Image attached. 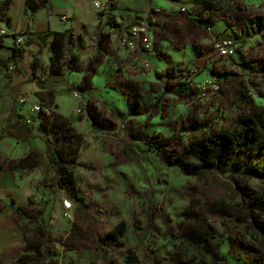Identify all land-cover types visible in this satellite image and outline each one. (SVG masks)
Wrapping results in <instances>:
<instances>
[{
    "label": "rangeland",
    "instance_id": "1",
    "mask_svg": "<svg viewBox=\"0 0 264 264\" xmlns=\"http://www.w3.org/2000/svg\"><path fill=\"white\" fill-rule=\"evenodd\" d=\"M168 1L178 3L173 8L159 6L160 12H152L143 22L153 28L154 59L141 55V46L134 55L121 54L120 59L116 48L107 44L106 53L99 55L96 32L88 36L79 56L99 59L94 90L86 97L80 95L84 113H78L77 75L68 82H53L60 90L57 109H51L48 102L53 98L45 93L37 102L47 114L61 112L82 134L81 160L96 170L75 172L99 216L55 187V172L45 155L41 167L31 172H2L0 264H15L27 242L40 237L42 230L48 233L54 264L122 262V255L109 249L101 236L104 226L121 222L127 224V244L138 250L144 264H264V235L237 214L242 200L231 170L188 176L167 161L190 142L232 127L251 101L264 110V31L254 27L249 36L243 34L253 16L264 14V0H198L201 27L178 11L180 5L194 8L196 2ZM207 23L216 34L236 41L235 56L218 58L216 35L203 28ZM28 60L23 61L26 73ZM211 79L218 81L219 91L210 88ZM2 105L0 112L12 111V103ZM17 106L16 101L13 121L0 120L3 166L15 163L34 146L46 150L39 124L35 119L26 123ZM29 139L37 140L26 144ZM252 185L255 192L264 193L263 181L253 180ZM186 211L209 224L214 248H196L185 239L195 231L193 221L184 216Z\"/></svg>",
    "mask_w": 264,
    "mask_h": 264
},
{
    "label": "trees",
    "instance_id": "2",
    "mask_svg": "<svg viewBox=\"0 0 264 264\" xmlns=\"http://www.w3.org/2000/svg\"><path fill=\"white\" fill-rule=\"evenodd\" d=\"M10 2L11 0H6L1 3L0 10L7 8ZM195 2V12L188 10L187 13L180 11L179 13L188 14L189 23L201 27L199 24L201 19H198L196 15L202 13V10L198 7L200 2L198 0ZM153 12H157V10H153ZM200 16L204 15L200 14ZM8 24L11 25L10 19H8ZM112 25L122 32L117 23H112ZM208 25L213 26L207 23L203 28L206 29ZM254 27L264 31V14L253 16L243 34L249 36ZM237 37L240 38L238 34ZM49 38H52L50 66L47 70L48 76L43 82L37 83V86L42 90L38 94L43 96L45 93L52 99L53 93L45 92V84L49 78L82 73L84 74L82 82L75 86L77 91L83 95L93 90V79L97 73L95 65L99 57L96 56L87 66L84 65L78 53L79 49L83 47V36L72 31H64L53 32ZM109 40V34L101 33L99 35L97 39L99 55L105 52L104 44ZM2 45L3 41L0 38V46ZM22 54L23 49L14 48L9 60L0 61V69L8 68L10 64L16 65L17 59ZM243 58L246 62L250 61L245 56ZM32 67L36 74L37 63L34 62ZM246 108L248 110H244L239 115L232 127L215 130L190 142L178 155L173 156L176 158L173 159L171 156L167 161L180 168L188 176H197L207 170L226 171L230 169L235 192L242 200V206L236 210L237 214H240L241 218L243 217V221L249 224L250 229L264 235V193L255 192L252 185L253 180L264 182V110L255 107L252 101ZM40 117L39 129L44 133L46 154L55 171V187L65 192L71 201L78 203L91 214L99 216L97 205L90 200L89 194L82 192L75 172L77 169L96 170L95 166L81 160L84 143L82 134L78 132L70 119L61 114L55 112L47 114L42 109ZM40 157L41 154L38 151H32L12 166L4 168L0 163V173L4 170H14L18 173L32 171L40 166ZM216 211L222 214L221 210L217 209ZM184 216L195 224V231L185 238L189 244L196 248L205 247L208 250H210L209 247L214 248L215 236L211 232L209 224L205 221L201 223L200 217L195 212L186 211ZM47 234L46 230H42L40 237L30 239L27 242L25 253L18 256L15 264H54ZM126 234L127 224L124 222L116 225L108 224L102 228L101 236L105 244L123 257L122 262L112 261L111 264H144L143 257L138 250L127 244ZM217 253L218 250H215L213 257H217ZM205 262L202 261L200 264H205Z\"/></svg>",
    "mask_w": 264,
    "mask_h": 264
},
{
    "label": "crops",
    "instance_id": "3",
    "mask_svg": "<svg viewBox=\"0 0 264 264\" xmlns=\"http://www.w3.org/2000/svg\"><path fill=\"white\" fill-rule=\"evenodd\" d=\"M4 1L6 0H0V4ZM96 1H101V3H103L102 11L95 10L94 5ZM193 1L195 2V0ZM175 3L177 4L178 2H169L168 0H11L7 8L2 11L0 10V30L5 29L8 33L7 36L2 38L3 45L0 46V61H7L10 59L14 52V43L17 39L23 41V47L21 48L23 49V54L17 59L16 65L10 64L8 68L3 67L0 69V107L3 106V102H6L7 105L12 103V111H15L16 108L14 105L17 101V112L22 115L23 120L30 124L35 119L34 121H37L40 126V114L32 113L31 108L34 105H41L39 103L43 101V96L38 94V92L42 90L37 86V83H41L39 79L44 81V78L48 76L47 70L50 66V45L52 42V38H49V35L53 32L72 31L77 35L81 34L84 38V42L83 47H81L78 52L85 49L89 35H94L96 32L94 40L97 44V39L101 33L109 34L110 40L107 41L104 46L107 47V44L110 46L113 45L116 48L118 57L122 59L121 54L134 55L133 50H128L119 46L118 41L124 32L128 31V29L136 23L147 22L146 20L153 16V10H157L159 6L162 5L164 7V5H166V8H173L175 7ZM187 5L189 6V4ZM187 5H180L178 11L180 8L186 7L189 11L195 12L194 8L188 7ZM167 15L168 17L175 16L174 13H168ZM64 16L67 17L66 21L63 20ZM8 19H10L11 25L8 24ZM112 23H117L122 32L114 27ZM148 27L151 30L153 29L150 26ZM106 28L108 31L105 30ZM136 49L139 50L140 46ZM155 52V47L153 45V52L151 53L152 58ZM143 54L144 53L141 55ZM26 58H29L27 73L25 72L23 64ZM81 60L84 62L85 66L91 62L90 59ZM34 62L37 63L38 66L36 74H34V68L32 67ZM11 67H14L13 71L10 70ZM41 68L45 69L47 73L41 74ZM14 71L17 72V74L19 71L22 73L20 72L19 76H12L11 73ZM74 75L79 77L80 82L78 84H80L84 77L83 73L49 78L45 84V92L48 91L53 93L52 101L48 102L51 109H57V105L59 104L57 98L58 94H60V90L56 88L57 86L53 82L61 79L60 83L68 82ZM6 84L8 86H6ZM86 95V93L83 94L84 97H86ZM22 100L25 101V104L21 103ZM30 100L33 102L31 105H29ZM12 111L6 110L5 112H0V120L5 118L12 120ZM57 113L65 116L61 112ZM37 139H29V143L27 141L25 143L31 144ZM32 151H38L41 154L39 159L40 166L37 167L40 168L44 155L48 159L46 154L47 147L45 151L39 149L37 146L29 148L27 154L20 159L24 158ZM19 160L7 166H12ZM7 166H4V168ZM3 172L21 174L31 171H22L18 173L14 170H4Z\"/></svg>",
    "mask_w": 264,
    "mask_h": 264
},
{
    "label": "built area",
    "instance_id": "4",
    "mask_svg": "<svg viewBox=\"0 0 264 264\" xmlns=\"http://www.w3.org/2000/svg\"><path fill=\"white\" fill-rule=\"evenodd\" d=\"M95 7L98 9V11H102L103 6L101 1L95 2ZM181 13H187L188 9L186 7H182L179 9ZM157 12H160L159 9H157ZM63 20L66 21L67 17H63ZM205 31L208 34H215L214 39V50L218 56V58H231L236 55L237 53V45L236 41L227 36L218 35L214 31V27L211 25H208L205 29ZM8 33L5 29L0 30V38H3L7 36ZM152 30L143 22H139L135 25H132L128 31L120 38V44L122 47L128 49V50H135L138 46H141L142 51L144 53L145 58L151 55L153 52V40H152ZM23 47V41L21 39H17L14 43V48H22ZM145 62H148L147 60ZM10 70H14V67H11ZM209 86L213 91H219L220 85L217 80H209ZM1 88V85H0ZM81 93L76 92V97L79 98V106L78 113L82 114L84 113L86 106L83 107L85 102L80 97ZM22 104H25V101L22 100ZM43 107L41 105H34L31 108V112L35 114H40Z\"/></svg>",
    "mask_w": 264,
    "mask_h": 264
}]
</instances>
